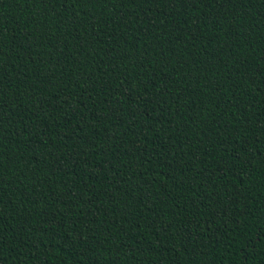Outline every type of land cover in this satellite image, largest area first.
Listing matches in <instances>:
<instances>
[{"label":"trees","instance_id":"1","mask_svg":"<svg viewBox=\"0 0 264 264\" xmlns=\"http://www.w3.org/2000/svg\"><path fill=\"white\" fill-rule=\"evenodd\" d=\"M0 120V264H264V0H0Z\"/></svg>","mask_w":264,"mask_h":264},{"label":"snow or ice","instance_id":"2","mask_svg":"<svg viewBox=\"0 0 264 264\" xmlns=\"http://www.w3.org/2000/svg\"><path fill=\"white\" fill-rule=\"evenodd\" d=\"M192 2H196V0H192ZM70 98V97H69ZM67 101H65V103H66ZM3 123V121L2 120H0V124H2ZM3 203V201L2 200H0V204H2Z\"/></svg>","mask_w":264,"mask_h":264}]
</instances>
